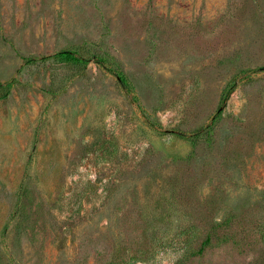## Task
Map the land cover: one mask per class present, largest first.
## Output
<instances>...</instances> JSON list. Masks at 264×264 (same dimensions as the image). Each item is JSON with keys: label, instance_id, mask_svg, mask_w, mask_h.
I'll return each mask as SVG.
<instances>
[{"label": "rangeland", "instance_id": "obj_1", "mask_svg": "<svg viewBox=\"0 0 264 264\" xmlns=\"http://www.w3.org/2000/svg\"><path fill=\"white\" fill-rule=\"evenodd\" d=\"M261 66L264 0H0V264H264Z\"/></svg>", "mask_w": 264, "mask_h": 264}, {"label": "trees", "instance_id": "obj_2", "mask_svg": "<svg viewBox=\"0 0 264 264\" xmlns=\"http://www.w3.org/2000/svg\"><path fill=\"white\" fill-rule=\"evenodd\" d=\"M48 59H52L58 63H64V64H68L71 66H77V67H82V68L86 67V65L89 61H92L101 70H104L105 72H107L109 74H112L115 77L119 86L123 90H126L127 92H132V85H131L129 79L127 78L126 74L122 71V69L114 61V59L111 58L110 56L91 55L89 59H86L76 51L60 50V51L54 53L50 57H43L41 60L45 61ZM26 60H27V62H30V63L35 61L33 59H26ZM251 72H253V73H264V66L257 67L255 69H253ZM8 86H9V83L6 86H3L2 84H0V90H5V88H7ZM232 88H233V85H231L230 87H227L223 91V94L221 97L222 101H225L227 99L228 95L232 91ZM219 114H220V109L217 110L216 115L218 116ZM207 130H208L207 131L208 134L210 135V131H212V130L210 129V127H208ZM179 135L181 136L182 134H179ZM193 136H195V134ZM220 226L216 225V228H218ZM259 228L260 229L262 228L261 229L262 231L261 230L259 231L258 237H259L260 242L264 246V226L258 227V230H259ZM212 245H213L212 235L210 233H208L205 236V238L199 243L198 248L195 251L191 252L189 257L202 256V254L207 249H209Z\"/></svg>", "mask_w": 264, "mask_h": 264}]
</instances>
